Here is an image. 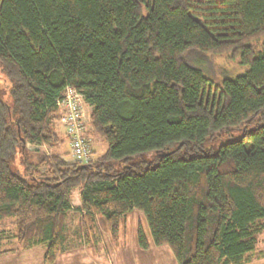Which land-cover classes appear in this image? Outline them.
<instances>
[{
  "label": "trees",
  "instance_id": "trees-1",
  "mask_svg": "<svg viewBox=\"0 0 264 264\" xmlns=\"http://www.w3.org/2000/svg\"><path fill=\"white\" fill-rule=\"evenodd\" d=\"M221 53L246 70L213 86L192 59ZM0 73V224L19 248L43 245L52 264L73 244L71 211L89 246L98 217L117 242L137 210L151 237L138 227L141 250L249 261L264 219V0H0ZM67 87L106 143L86 164L26 147L62 143Z\"/></svg>",
  "mask_w": 264,
  "mask_h": 264
},
{
  "label": "rangeland",
  "instance_id": "rangeland-1",
  "mask_svg": "<svg viewBox=\"0 0 264 264\" xmlns=\"http://www.w3.org/2000/svg\"><path fill=\"white\" fill-rule=\"evenodd\" d=\"M192 60V65L201 69L213 86L218 85L224 77H234L246 70V67L240 66L236 59L225 53L208 54L203 62L198 59ZM9 87L10 82L0 73V98L8 106L11 104ZM83 112L87 118L85 121L87 123L86 136L90 143L92 158H97L105 151L106 143L94 132L88 105H83ZM54 128L62 139L61 144L54 147L46 145L38 148L31 145H26V147L28 150L37 149L38 152L47 156L58 155L59 159L69 164L72 157L69 138L65 133L63 122L57 121ZM236 136L237 134L233 132L232 137ZM38 170L42 172L43 167L40 166ZM78 197L79 192L74 190L71 194V204L75 208L79 205ZM96 222L99 235L97 239H92L91 245L87 246L77 237L74 238V234L81 226V214L78 210L71 211L66 220V233L71 237L73 244L65 252L59 254L52 264H177L171 250L166 245L154 246L150 242L147 250H141L138 247L136 241L138 227L143 229L146 238L151 241L146 219L141 212L133 210L120 220L117 242L110 236L103 219L98 217ZM261 222L263 228L256 233L255 250L249 254V261L245 264H264V219ZM13 232V224L10 221L0 224V264H45L43 262L45 247L39 244L21 249L11 235Z\"/></svg>",
  "mask_w": 264,
  "mask_h": 264
},
{
  "label": "built area",
  "instance_id": "built-area-1",
  "mask_svg": "<svg viewBox=\"0 0 264 264\" xmlns=\"http://www.w3.org/2000/svg\"><path fill=\"white\" fill-rule=\"evenodd\" d=\"M57 107L63 112L61 121L69 138L71 163L86 164L92 159L89 140L86 136V125L83 112L85 101L82 95L67 87L56 101ZM86 114V113H85Z\"/></svg>",
  "mask_w": 264,
  "mask_h": 264
}]
</instances>
